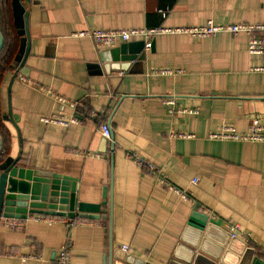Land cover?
I'll use <instances>...</instances> for the list:
<instances>
[{"label": "crops", "instance_id": "1", "mask_svg": "<svg viewBox=\"0 0 264 264\" xmlns=\"http://www.w3.org/2000/svg\"><path fill=\"white\" fill-rule=\"evenodd\" d=\"M19 2L28 13V75L13 69L3 77L2 114L9 89L19 140L10 142L8 154L17 155L19 144L28 166L75 178L79 200L103 201L104 217H76L75 224H49L37 215L1 218L0 264H56L67 239L71 264H127L126 256L164 264L195 206L222 219L224 229V222L238 223L264 259V141L209 137L223 126L248 133L255 119L264 127V71L253 70L264 66V54L248 53V35L157 34L153 49L141 46V58L125 69L116 67L120 61H105L107 49L96 48L90 37L74 35L208 20L264 24V0ZM47 90L82 106L59 103ZM51 114L77 116L78 122L64 127L41 121ZM101 123L109 126V138L99 132ZM128 151L149 159L191 201L147 175ZM13 221H23V228L11 227Z\"/></svg>", "mask_w": 264, "mask_h": 264}, {"label": "water", "instance_id": "2", "mask_svg": "<svg viewBox=\"0 0 264 264\" xmlns=\"http://www.w3.org/2000/svg\"><path fill=\"white\" fill-rule=\"evenodd\" d=\"M19 8L21 13L17 17ZM12 9L16 30L20 36L23 35L20 37V47L14 65L21 75L27 76L28 71L24 63L29 52L28 13L22 9L19 0H12ZM3 44L4 39L0 31V50ZM153 45L154 39L150 43L151 49ZM141 46L144 47V41L136 44L122 43L118 47L105 50L102 56L105 61H120L121 65L116 67L125 69L129 61L141 58ZM6 102L7 113H4L3 119L12 126L8 129L13 146V140H19L18 126L13 120L11 110L9 89ZM1 148L0 137V150ZM18 148L17 155L10 151L0 162V219L26 220L32 215L66 216L70 219L104 217L100 215V204L103 201L91 203L79 200L75 178L28 166L26 161H22L19 144ZM222 222V219L208 217L195 206L164 264H264V259L256 253V249L242 240L238 233L231 236L230 232L222 227ZM126 263L151 264L132 256H126Z\"/></svg>", "mask_w": 264, "mask_h": 264}, {"label": "built area", "instance_id": "3", "mask_svg": "<svg viewBox=\"0 0 264 264\" xmlns=\"http://www.w3.org/2000/svg\"><path fill=\"white\" fill-rule=\"evenodd\" d=\"M229 33L231 35H237L239 33H245L248 35L247 51L250 54H264V24L258 23H215L212 20H208L202 25L183 26L176 28L166 27H153V28H133V29H93V30H81L74 33L78 37H90L98 49H108L114 47L119 41L127 42L132 37H140L144 41V48L150 47V41L161 33H186L193 38H204L214 36L218 33ZM254 71H264V66L254 67ZM165 72V71H161ZM54 95V98L59 103H68V105L75 109L77 106H82V103L69 102L68 99L61 95L53 94L50 90L46 91ZM166 103H174L173 100H168ZM92 116H95L94 111H90ZM41 121L44 123H54L60 126L68 127L70 124L77 123V116L65 118L61 115L51 114L41 117ZM98 130L105 138L111 136L110 128L107 124L101 123L98 126ZM178 136L190 137V135L178 134ZM210 138L221 140H242V141H264V127L258 120H253L249 128V132L245 134L236 133L233 127L223 126L217 132L209 134ZM0 153H3L1 148ZM96 156H99L96 154ZM126 157L132 161L135 165L143 169L147 175H153L157 181L165 188L177 193L182 199L191 201V195L185 189L176 188L168 179V175L161 169L156 167L149 159L139 155L136 152L128 151ZM193 183L197 182V179H192ZM36 220H41L49 224L53 222H65L75 224L77 219H65L61 216H48L37 215ZM81 221V220H80ZM23 221H13L10 226L15 229L23 228ZM225 228L230 232L231 236H235L236 233L239 237L246 242L252 241V236L248 232L241 231L238 223L227 221L224 222ZM123 252L128 251L127 245H121ZM56 264H71V244L67 239L56 252Z\"/></svg>", "mask_w": 264, "mask_h": 264}, {"label": "trees", "instance_id": "4", "mask_svg": "<svg viewBox=\"0 0 264 264\" xmlns=\"http://www.w3.org/2000/svg\"><path fill=\"white\" fill-rule=\"evenodd\" d=\"M0 31L4 44L0 50V137L2 139L3 153H0V162L7 156L10 145L11 124L3 119V77L6 73L15 70V58L20 47V38L14 24L12 0H0ZM17 70V69H16Z\"/></svg>", "mask_w": 264, "mask_h": 264}]
</instances>
